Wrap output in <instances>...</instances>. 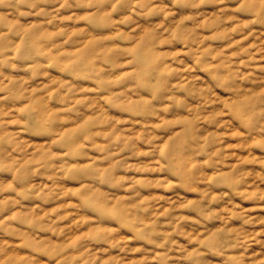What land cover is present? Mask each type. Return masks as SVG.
Returning <instances> with one entry per match:
<instances>
[{"label":"clouds","instance_id":"1","mask_svg":"<svg viewBox=\"0 0 264 264\" xmlns=\"http://www.w3.org/2000/svg\"><path fill=\"white\" fill-rule=\"evenodd\" d=\"M0 264H264V0H0Z\"/></svg>","mask_w":264,"mask_h":264}]
</instances>
